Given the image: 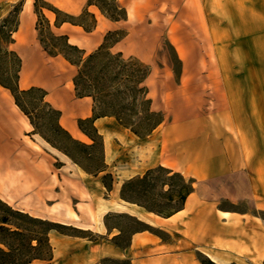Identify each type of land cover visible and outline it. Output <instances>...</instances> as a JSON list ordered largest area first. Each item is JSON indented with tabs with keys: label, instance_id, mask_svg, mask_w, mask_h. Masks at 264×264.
Here are the masks:
<instances>
[{
	"label": "crops",
	"instance_id": "1",
	"mask_svg": "<svg viewBox=\"0 0 264 264\" xmlns=\"http://www.w3.org/2000/svg\"><path fill=\"white\" fill-rule=\"evenodd\" d=\"M4 1L11 3L15 0H0V3ZM45 1L71 15L80 14L84 8L94 14V29L98 32L93 35L82 36L79 31H85L82 25L69 21L55 26H67L72 30L71 37L66 32L64 34L71 43L81 48L96 47L103 40L102 29L109 30L118 26L119 20L108 18L96 4L89 3L88 0ZM114 1L117 6L125 7L123 3L128 0ZM199 2L200 9L197 12L200 21H194L190 16V26L186 25L174 32V39L168 37L174 48V58L180 64L178 76L164 74L159 76V80L216 83L215 97L219 98L218 105L205 116L208 117L207 121H202L200 134L206 138L204 151L188 155L184 159L171 156L166 158L162 154L171 140L169 131L181 126L182 121L184 124L191 123L189 120L197 116L191 107L182 113L172 110L169 113L172 116L168 117L169 121L166 123L163 113L162 121L142 137L121 125L114 116L96 117L93 124L102 136L106 150L110 149L112 139L122 134V130H129L143 140L151 137L152 160L145 162L144 171L150 166L161 165L171 172H179L191 182L192 188L180 208L166 216L147 211L141 205L121 198L122 202L132 208L158 216L161 220L157 223L159 228L168 234V240L162 241L160 236L152 232L155 251L159 252L153 264H204V258L216 264H264V0ZM32 7L33 0H24L17 29L13 33L14 41L11 43L16 44V48L21 51L22 75L19 82L21 84L22 80V85L29 83L27 71L30 60L38 57L26 52L31 47L28 38L33 31L36 32L37 17ZM125 8L128 14V8ZM43 12L52 23L54 12L46 8H43ZM118 44L119 40L115 41L110 49L123 50ZM144 54L148 58L149 52L145 51ZM61 58L66 61L62 56ZM149 75L150 72L144 80L147 95L150 91L146 84ZM31 84L47 86L46 99L60 110L59 122L73 137L90 139L79 129L77 119L92 116L91 96H77L71 78L66 83L56 77L42 76L39 81L33 79ZM150 106L158 110L153 107L152 99ZM17 113L26 127H32L28 117L15 104L10 90L0 85V198L9 203L20 197L27 204L31 202L26 194L41 183L44 175L42 171L35 173L33 169L21 172L14 169L21 161L25 162L26 158L20 155L17 159L21 160L18 161L11 160L10 157L11 151L17 146L14 140V135L19 130ZM33 136L45 148L73 163L66 154L51 146L38 133H33ZM213 145H216L217 152L209 153L208 150ZM36 146L39 148V145ZM26 148L29 147L25 144L22 149ZM113 181L114 179L112 184ZM86 208L94 218L91 208L85 206L83 210ZM49 210L53 214L63 215L73 224L86 222L70 207L53 206ZM124 212L134 216L145 226L133 229L124 245L114 242L109 245L113 251L118 247L131 246L144 249L147 245L144 240L151 234L149 223L135 213ZM93 218L86 222L90 225L83 228H90L94 224ZM62 219L57 221L71 223ZM101 223L99 232H109V226L105 222ZM118 233L121 231L118 230ZM91 248L86 260L77 264H95L98 258L113 254V251L104 248Z\"/></svg>",
	"mask_w": 264,
	"mask_h": 264
},
{
	"label": "rangeland",
	"instance_id": "2",
	"mask_svg": "<svg viewBox=\"0 0 264 264\" xmlns=\"http://www.w3.org/2000/svg\"><path fill=\"white\" fill-rule=\"evenodd\" d=\"M42 1L36 0L37 5H41ZM96 1H99L106 8L110 6L108 2ZM199 3V0H128L123 3L128 8V14H126L125 7L118 6V8H124L125 10V17L117 19L119 20L117 22L118 26L109 30H101L103 40L104 37L107 38V41L118 38V46L123 49L120 52L123 54L121 57L125 60L124 69L135 71L136 74H139L137 70L143 67V64L149 66L150 75L146 80V84L150 88L148 95L153 100V107L158 109L157 111H160L162 114H165V123L171 118L172 115L169 113L172 110L174 111V109L182 113L186 108L191 107L192 111L197 113L196 118L194 117L193 120H189L191 123L184 124V121H182L183 124L181 126L169 131L171 140L168 142V148L162 153L166 158L171 156L184 159L188 155L200 154L204 151L203 146L206 138L201 137L200 134L203 125L202 121H207L208 117L205 116L208 115V112L214 106L218 105L219 98L215 97L217 90L215 82H179L177 79L175 82H164L159 80V76L164 74L178 76L180 64L174 58V48L168 37L170 36L172 40L175 38L174 32L179 30V28L186 25L190 26V16L194 18V21L195 19L200 21L199 13L197 12L200 9ZM119 4H122L121 1H119ZM23 5L24 0H15L11 3L4 1L0 3V23L3 18L7 17L6 29L14 21L16 13H18L19 22V13L23 9ZM32 8L37 17L34 9V0ZM41 10L43 11V8ZM82 11L79 19L83 21L87 29L82 26L85 31L80 29V34L82 36L96 34L98 30L94 29L95 24L92 27V17L89 14L91 12L86 8ZM64 13L62 11L59 17H63ZM51 20L52 23L49 22L51 29L56 34L66 32L68 36H72L73 32L67 26L56 28V25H54L55 18ZM40 27L44 29L45 25L41 23ZM103 40L94 48H83L85 50L84 56L95 50ZM28 43L31 47L26 52L30 56L37 55L38 57L30 60L29 70L27 71L29 83L22 85V80L20 84L18 79L20 88L29 87L32 85L33 79L34 81H39L42 76L56 77L67 83L77 73L78 66L64 61L60 54L50 55L42 48L37 38V31H33L32 35L28 38ZM5 47L6 44L1 41L0 78L3 80L8 79L13 73L11 55L4 51ZM7 47L8 49H14L19 56L21 55V51L16 48V44L10 43ZM111 51L112 53L117 52L115 50ZM145 51L149 52L148 58L144 54ZM142 52L143 54H141ZM20 58L22 65V57L20 56ZM140 62L143 64H140ZM121 68L119 63L116 64L114 62L109 66L108 71L100 73L102 80L97 88L93 90L96 98L93 101V106L98 113H115L125 123L132 122L133 126H137L146 104L143 103L138 94L136 95V99H132L126 88L124 75H122L124 70L118 73ZM21 72L19 71V77L22 75ZM116 72L118 73L117 76ZM33 85L40 86L46 91L48 89L44 85ZM16 116L19 122V130L14 135V140L17 142V146L11 151L10 157L11 160H16L17 157L20 158V155H24L26 158L22 157L25 159V162L21 161L14 169L19 172L24 170H34L35 173L42 171L44 176L41 183L35 185L31 192L26 194L31 203L26 204L22 198L18 197L9 201L8 204L31 216L54 222H58L57 219L59 218H63L62 220L65 221L70 220L66 219L63 215L51 213L49 209L53 206H60L61 208L70 207L77 211L82 216V220L86 222L93 218L90 210L87 208L85 211L83 210L85 206H88L94 214V224L90 228H83L89 223L75 222L73 224L70 221L71 223H63L67 225L65 227H56L49 230L46 229L45 225L40 223L28 224L30 225V233L32 232L34 235L42 237L46 231L49 240H43L36 249H29L26 239L9 238V241L19 248L14 251L15 260L13 258V261H10L11 263L8 262V264H14V261L17 264H24L22 261L29 253L39 254L46 258V260L33 259L29 264H37L39 262L77 264L86 260L87 254L92 249L91 246L97 250L104 248L112 252L113 248H111L110 243L114 242L124 245L130 238V232L133 229L145 226L143 223L137 221L134 216H130L124 211L135 213L143 221L149 223L151 234L144 240L147 243L144 249L132 246L127 248L118 247L110 257L128 259L131 264H153L155 256L159 252L155 251L152 232L160 236L162 241L168 240V234L165 230L159 228V224L157 223L160 218L158 216L144 213L135 207L132 208L127 203L122 202L120 197V188L122 186L125 197L136 200L148 207L162 208L166 212L169 208L179 206L180 196L178 195V190L182 184L179 176L157 169V165L150 166L151 168L149 169L152 170L145 174V162L152 160L150 158L152 153V147H150L152 145L150 144L151 137L143 140L137 138L129 130H122V134L112 139L110 149L107 148V150L105 149L102 136L96 137L94 145L90 148L91 156L89 158L80 157V161L83 166L94 169L103 165L104 160V162H107L106 169L97 173H88L72 160L73 163L64 160L56 155V153L45 148L34 138L32 132L33 126L26 127L20 115ZM86 127L90 128L88 125ZM81 140L87 143L91 142V139L88 138ZM25 144L29 148L22 149ZM36 145H39V148ZM208 151L209 153H216V145L210 146ZM106 172H110L113 175V184L110 182V177L105 178L108 183L112 184L111 190H105L102 185V175ZM183 179L185 182H188V178ZM15 221L23 224L20 220ZM101 222H105L109 226V232H99L102 225ZM118 230L121 233L117 234ZM31 243L36 244V240L33 239ZM51 254L52 258L47 260ZM102 258H98L95 264H99Z\"/></svg>",
	"mask_w": 264,
	"mask_h": 264
},
{
	"label": "trees",
	"instance_id": "3",
	"mask_svg": "<svg viewBox=\"0 0 264 264\" xmlns=\"http://www.w3.org/2000/svg\"><path fill=\"white\" fill-rule=\"evenodd\" d=\"M101 1L108 2L110 6L106 8L99 1L88 0L89 3L96 4L101 10V12L104 13L110 19L117 20L119 18L125 17L124 8H118L114 0ZM42 8H46L54 12V25L56 26L60 25L64 21H69L74 24L82 25L85 29H87L83 21L79 19L83 11L78 15L64 13L63 17H59V14L62 13L60 9L45 0L42 1L41 5H37L36 0H34V9L37 13L35 28L37 31L38 41L42 48L48 54H60L70 64L78 66L77 73L72 78L75 94L77 96L89 95L92 97L93 101H95L96 99L93 90L94 88H97V86L102 80L100 73L108 71L109 66L114 62H116V64L119 63V66L122 68L118 71V73L124 70V72H122V75H124V79L126 81V88L132 96V99H136V95L138 94L140 95V98L142 99L143 103L146 104L143 115L140 116V121L138 125L136 124L137 126H133L132 122L125 123V121H123L122 118L120 116H117L115 113H98L96 112L93 106L92 116L77 119L79 129L91 139V142L87 143L85 141L73 137L70 132L61 125V123L59 122L61 112L59 109L53 107L50 102L46 99L47 91L44 88L36 85H30L27 88H20L18 84V79L19 71L21 68V58L14 49H8L7 47L8 44L14 41L13 33L17 29L18 13L14 15V21L7 29V17L3 18L2 22L0 23V42L2 41L6 44L4 51L7 54L11 55V66L13 70L12 75L8 79L3 80L0 78V85L10 90L15 104L28 117L31 125L33 126V133H38L51 146L57 148L58 150L66 154L74 163H76L85 172L97 173L99 171H104L106 169V164L104 160L103 165L94 169H90L83 166L80 161V157L89 158L91 156L90 148L94 145L96 137L101 136L97 132L96 127L93 124L94 119L96 117L104 115L114 116L121 125L129 128L133 133L140 137L150 133L152 129L156 125H158L163 119V114L160 111L151 108V98L147 96L148 89L147 86L143 84L145 78L147 77L150 71V68L147 64H143L142 62H140V64H143V67H140L137 70L139 74H136L135 71L124 69L125 60L121 57L123 55L122 52L117 51L115 53H112V51L110 50V46L115 41H117L118 38H115L111 41H107V38L104 37L103 42L95 50L89 52L86 56H84L85 50L79 47L77 44L71 43L68 40V36L66 34H56L51 29L49 20L41 10ZM89 14L92 17L93 27L95 24V17L93 13ZM41 23L45 25L44 29H41ZM118 73L116 72V76L118 75ZM86 125H88L90 128L88 129ZM156 168L160 170H165L167 171V173H171L181 178L182 184L180 189L178 190V195L180 196L179 206L169 208L166 212H164V209L162 208L148 207L140 202H137L136 200H131L125 197V195H123L122 186L120 188V197L124 200L135 202L141 205L147 211L166 216L180 208L185 196L191 190L192 186L190 180H188V182H185L183 179L184 177L179 172H171L170 169L161 165H158ZM151 170L152 169L146 170L145 174L149 173ZM106 177H110V182H112L113 178L110 172H106L102 175V183L104 187L109 190L111 188V183H108L105 180ZM15 220H20L23 222V224H27L23 225L20 222L17 223ZM34 223H40L42 225H45L47 230L56 227L67 226L63 223H58L39 217L31 216L24 211L13 208L6 201L0 198V264H8V262L13 261V258L14 260L16 258V256H14V251H16L19 247L17 245H13L9 241V238L12 239L17 237L26 239V244L29 249H36L37 247H39L43 240H49L48 233L46 231L45 234L42 233L45 235V237L44 235L40 237L38 235H34V233L32 232L30 233V225L28 224ZM33 239L36 240V244L31 243ZM51 258L52 254L47 258V260H50ZM33 259L46 260V258L42 257V255L29 253L27 257L22 261V263L29 264ZM202 262L204 264H216L208 258L202 259ZM107 263L130 264V261H128V259L103 257L100 260L99 264ZM14 264L17 263L14 261ZM37 264H49V262H39Z\"/></svg>",
	"mask_w": 264,
	"mask_h": 264
}]
</instances>
